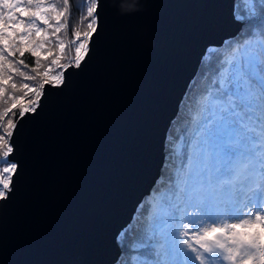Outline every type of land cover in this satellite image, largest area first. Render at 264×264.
Masks as SVG:
<instances>
[{
  "label": "water",
  "instance_id": "obj_1",
  "mask_svg": "<svg viewBox=\"0 0 264 264\" xmlns=\"http://www.w3.org/2000/svg\"><path fill=\"white\" fill-rule=\"evenodd\" d=\"M236 0H99L81 69L45 86L13 140L0 264H113L165 164L168 131L208 50L241 30Z\"/></svg>",
  "mask_w": 264,
  "mask_h": 264
},
{
  "label": "snow or ice",
  "instance_id": "obj_2",
  "mask_svg": "<svg viewBox=\"0 0 264 264\" xmlns=\"http://www.w3.org/2000/svg\"><path fill=\"white\" fill-rule=\"evenodd\" d=\"M86 2L87 30L73 28L65 41L58 34L67 32L70 0H0V103L8 105L0 110V201L19 171L18 124L36 114L45 86L62 88L68 69L89 56L100 3ZM258 19V30L224 53L206 51L208 86L187 121L192 134L168 138L170 166L145 205L147 222L131 241L118 235L116 264H264V10Z\"/></svg>",
  "mask_w": 264,
  "mask_h": 264
},
{
  "label": "trees",
  "instance_id": "obj_3",
  "mask_svg": "<svg viewBox=\"0 0 264 264\" xmlns=\"http://www.w3.org/2000/svg\"><path fill=\"white\" fill-rule=\"evenodd\" d=\"M49 2L51 3H58V0H49ZM236 9H235V15L238 18L243 17L245 19L246 16H244V13L240 10L241 6H239L240 0H236ZM58 6H62V4H58ZM87 2L86 0H70V12H69V18H68V27H67V32H65L64 30L61 31L60 34H58L61 39L65 40V41H69L71 40V33L73 28H75L78 31H86V25L88 23L87 19L84 20H80V16L82 14L86 13V8H87ZM240 7V8H239ZM264 10V7H262L260 9ZM259 16V15H258ZM258 16L256 17V19L253 20H245L241 26V30L237 33V35L235 34L234 37L230 38L229 40L225 41V43L220 47L217 48L215 50V52H219V53H224L230 45H234L235 42L237 40H242L243 37H245L250 31H255L258 30V28L256 26H258L261 21L258 19ZM49 31H51V29H49ZM55 38H53L54 40ZM74 55V53H73ZM27 63L31 64L33 62V57H31V55L29 54H25V57L23 58ZM41 61L42 63H44V57H41ZM208 63V57L205 55V57L202 60V63L200 65L199 68V72L197 74V77H195V80L192 82L190 88H188V92L180 106V111L176 117V119L173 121L170 130L168 131V138L175 136L177 138H181L182 137V133L185 129H188V134L191 135V128L189 127L187 121L189 120L192 111L194 110V108L196 107V100L200 97L201 93L204 92V90L206 89L207 82L205 80V73L207 71L206 69V65ZM25 71H27V69H25ZM17 80L19 81V78H17ZM17 95H19L20 93H16ZM11 102H9L10 104ZM8 105H5L3 103H0V110L3 109V107H6ZM18 111L16 112V117L18 118ZM7 118H5V121L3 123H6ZM168 154V150L166 148L165 150V156H167ZM170 166V161L166 162L165 159V164L162 168V170H164V172L166 173L168 168ZM161 170V173H162ZM161 176V174H160ZM160 178V177H159ZM156 187H158V185H155ZM155 195L154 193V187L150 193V195L144 200L143 204L141 206L138 207L136 215L133 217V221L130 224V226L128 227V229L124 230L123 232L128 233V240L131 241L134 238V235L139 233L142 228L144 227V225L147 222V212H145V205L149 204L150 201L149 199H151L153 196ZM119 245V249L121 250L122 245L120 243H118ZM140 251H143L142 249ZM131 255H136V253H131ZM120 255L118 257V259H120ZM117 259V260H118ZM127 264V261L130 259V257H125L124 258ZM116 260V261H117ZM113 264H116L113 263Z\"/></svg>",
  "mask_w": 264,
  "mask_h": 264
},
{
  "label": "rangeland",
  "instance_id": "obj_4",
  "mask_svg": "<svg viewBox=\"0 0 264 264\" xmlns=\"http://www.w3.org/2000/svg\"><path fill=\"white\" fill-rule=\"evenodd\" d=\"M239 6H241V9L240 10L244 13V16H246V17H245V19L243 18V20H241L238 17H236V19L238 21H240V22H244L245 20H248L249 21V20L256 19V17L259 15L260 9L262 7H264V0H240ZM236 7H235V9H236ZM253 10H255V12L257 13L256 16H253L252 15ZM150 200L151 199H149V201Z\"/></svg>",
  "mask_w": 264,
  "mask_h": 264
}]
</instances>
